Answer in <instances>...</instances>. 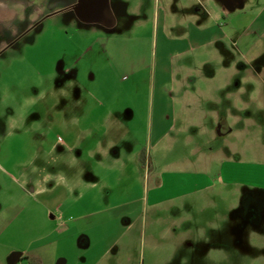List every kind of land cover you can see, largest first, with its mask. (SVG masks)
I'll return each mask as SVG.
<instances>
[{"label":"rangeland","instance_id":"obj_1","mask_svg":"<svg viewBox=\"0 0 264 264\" xmlns=\"http://www.w3.org/2000/svg\"><path fill=\"white\" fill-rule=\"evenodd\" d=\"M196 6L210 11L205 23L221 22L226 38L192 42L188 24ZM261 9L264 0H0V144L16 118L27 131L31 124L51 125L48 113L63 138V153L41 156L19 181L0 170V202L12 193L32 197L48 173L86 170L97 184L84 180L75 213L102 209L84 220L90 234L89 220L102 221L98 264H264V184L224 186L220 179L212 189L156 205L146 201L161 174L216 172L221 157L212 151L229 145L246 162H262L264 171ZM165 39H178L177 55ZM170 75L174 88L181 77L201 91L189 96L204 109L215 101L228 106L227 120L238 131L227 137L202 132L198 121L212 123L210 114L190 110L157 140L149 105ZM64 103L102 114L93 163L70 149L76 126L68 131L56 123Z\"/></svg>","mask_w":264,"mask_h":264},{"label":"crops","instance_id":"obj_2","mask_svg":"<svg viewBox=\"0 0 264 264\" xmlns=\"http://www.w3.org/2000/svg\"><path fill=\"white\" fill-rule=\"evenodd\" d=\"M193 12H195V22H189L188 28L190 39L196 46L215 43L223 37L226 38L221 22L217 20L211 24L204 22L211 15L209 10L196 6L193 7ZM257 25L259 26L260 22H256ZM177 40H164V44L170 42V45L174 47L170 50L171 54L177 55L180 52ZM165 68L167 67L164 64L163 69ZM164 70L162 72H166ZM162 72L160 71L163 76ZM178 82L181 85L176 89L171 75L168 80L161 81L158 101L149 105V110L156 111L148 113V117L152 127L156 125L157 140L169 133L182 111L190 110L198 111V113L207 110L210 114L212 123L205 124L198 121L199 126L205 129L202 132H212V134L227 137L238 131L227 120L228 106H225L223 102L220 105L218 101H215L210 108L204 109L200 103L193 101L194 97L191 100L189 96L201 94V91L192 90L186 86L185 80L181 77ZM60 90L62 96H65V88ZM230 94V92L226 93L225 97L229 98ZM73 109L76 110L75 115L70 119L65 118ZM237 109L245 110L246 108L238 107ZM94 110L87 104L76 107L75 104L64 103L61 105L64 116L62 120L56 122L66 127L68 131H72V126H76V129H73L75 132L70 149H73V155L80 160L84 162L89 160L92 163L94 158L99 156L96 152L97 139L102 135L98 127L102 121V114ZM48 116L50 124L55 125L51 113H48ZM233 118L235 121L240 119L239 115H233ZM21 121V117L14 120V124L17 123V125L5 134L0 144V170L9 173L10 176L14 172L17 181L20 179L22 170L33 166L41 156L55 152L63 153L60 145L63 138L56 134L51 125L32 127L31 124L29 130L22 131L19 130ZM24 148L27 151L22 154ZM212 152H214L213 155L219 154L217 157H221L219 169L216 172H211L208 167L207 170L196 172L184 170L180 173H170V177L161 174L156 178L153 188L146 193L147 203L156 205L175 197L212 189L216 181L220 179L219 183L224 186H263L262 162L258 164L246 162L230 145ZM50 175L54 178H50ZM94 179L95 174H88L86 170L78 171L77 174H71L69 171L62 175L59 172L48 173L42 180L43 185L37 187V191L34 189L32 197H23L21 194L17 197L12 193L11 198L4 203L0 202V264H24L22 262L24 258H38L41 264H98L100 260L98 246L102 243V239H97L96 234L97 230H100L102 221L99 223L95 221L94 225V221L89 220L94 230V234H90L84 220L98 215L102 209L89 213H75L76 206L82 200L80 187L88 183L95 186L97 183ZM84 180L88 183L84 184ZM40 195L42 199L38 197ZM70 196L72 198H69Z\"/></svg>","mask_w":264,"mask_h":264},{"label":"flooded vegetation","instance_id":"obj_3","mask_svg":"<svg viewBox=\"0 0 264 264\" xmlns=\"http://www.w3.org/2000/svg\"><path fill=\"white\" fill-rule=\"evenodd\" d=\"M199 7V6H198ZM201 7V6H200ZM14 13V12H13ZM261 17H264V9H261V11H259V14H257V21H259L260 22V25L259 26H257V27H259L258 29H260L261 28V26L264 24V21H260V18ZM263 27H264V25H263ZM1 30H2V28L0 29V37L3 39V33L1 32ZM243 36V35H242ZM2 39H0V41H2ZM222 126V125H221Z\"/></svg>","mask_w":264,"mask_h":264},{"label":"trees","instance_id":"obj_4","mask_svg":"<svg viewBox=\"0 0 264 264\" xmlns=\"http://www.w3.org/2000/svg\"><path fill=\"white\" fill-rule=\"evenodd\" d=\"M22 262L24 264H41L40 260L38 258H24L22 259Z\"/></svg>","mask_w":264,"mask_h":264}]
</instances>
